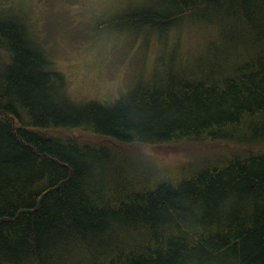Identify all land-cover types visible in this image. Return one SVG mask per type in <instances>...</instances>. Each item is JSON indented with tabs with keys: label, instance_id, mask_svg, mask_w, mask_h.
Masks as SVG:
<instances>
[{
	"label": "trees",
	"instance_id": "trees-1",
	"mask_svg": "<svg viewBox=\"0 0 264 264\" xmlns=\"http://www.w3.org/2000/svg\"><path fill=\"white\" fill-rule=\"evenodd\" d=\"M98 28L172 40L112 105L75 101L0 8V264H264V0H149Z\"/></svg>",
	"mask_w": 264,
	"mask_h": 264
},
{
	"label": "rangeland",
	"instance_id": "rangeland-1",
	"mask_svg": "<svg viewBox=\"0 0 264 264\" xmlns=\"http://www.w3.org/2000/svg\"><path fill=\"white\" fill-rule=\"evenodd\" d=\"M149 0H0V8L14 10L54 68L67 81V92L77 102L94 100L112 105L142 77L151 75L158 60L172 47L148 44L127 34L99 29ZM174 42L194 49L201 35L181 29ZM161 56V57H160ZM160 62V60H159ZM158 62V63H159ZM143 153L160 165H176L183 154ZM166 154V155H165Z\"/></svg>",
	"mask_w": 264,
	"mask_h": 264
}]
</instances>
